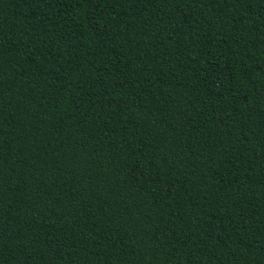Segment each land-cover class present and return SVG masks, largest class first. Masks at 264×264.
<instances>
[{
	"label": "trees",
	"instance_id": "obj_1",
	"mask_svg": "<svg viewBox=\"0 0 264 264\" xmlns=\"http://www.w3.org/2000/svg\"><path fill=\"white\" fill-rule=\"evenodd\" d=\"M0 264H264V0H0Z\"/></svg>",
	"mask_w": 264,
	"mask_h": 264
}]
</instances>
